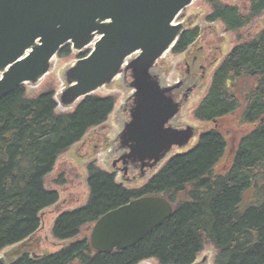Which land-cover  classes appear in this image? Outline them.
<instances>
[{"label": "trees", "instance_id": "1", "mask_svg": "<svg viewBox=\"0 0 264 264\" xmlns=\"http://www.w3.org/2000/svg\"><path fill=\"white\" fill-rule=\"evenodd\" d=\"M204 1L211 6L205 20L218 21L231 32L264 12V0H247L245 12L222 0ZM199 33L198 27L187 28L171 52H184ZM70 53L65 45L57 56ZM113 105V97L92 94L73 111L57 113L52 91L30 96L24 85L0 99V251L15 246L8 264H139L150 259L192 264L204 241L216 250L214 264H264V27L233 46L193 111L204 122L235 114L251 125L239 136L226 170L213 172L226 150V140L214 127L138 188L124 187L91 162L86 203L61 213L52 227L53 238L68 243L47 253L39 214L56 205L59 196L44 187L43 178L63 151L106 120ZM150 195L166 198L173 207L160 226L123 250L101 253L91 247L82 232L85 226L87 230L107 211Z\"/></svg>", "mask_w": 264, "mask_h": 264}, {"label": "water", "instance_id": "2", "mask_svg": "<svg viewBox=\"0 0 264 264\" xmlns=\"http://www.w3.org/2000/svg\"><path fill=\"white\" fill-rule=\"evenodd\" d=\"M192 1L0 0V99L20 85L36 84L63 46L80 52L98 37L91 52L66 69V87L57 102L72 106L129 72L132 93L126 101L131 99V104L116 135L119 154L111 164L121 163L123 174L131 165L143 177L174 146H185L195 135L191 125L178 127L172 122L187 95L177 101L171 92L179 83L162 85L155 73L158 59L186 30L183 22L174 21ZM172 212L162 196L133 199L100 216L89 243L101 253L126 249ZM9 262L0 256V264Z\"/></svg>", "mask_w": 264, "mask_h": 264}, {"label": "rangeland", "instance_id": "3", "mask_svg": "<svg viewBox=\"0 0 264 264\" xmlns=\"http://www.w3.org/2000/svg\"><path fill=\"white\" fill-rule=\"evenodd\" d=\"M222 1L230 5H237L243 12L247 8V0ZM210 11L211 6L204 0H193L191 4L180 11L176 22H183L187 28L198 27L199 36L182 53L175 54L167 51L164 56L158 59L155 67V73L159 75L162 85L172 84L182 77L186 64H190V67L195 70L196 87L191 91L185 103L182 104L175 119L172 120L173 125L178 127L191 125L195 130V135L185 146L181 148L174 147L157 166L146 169L145 175L141 178L138 176L139 172L135 174L134 179H130V175L126 176L122 175V172H116L114 174L116 176L115 181L126 188L134 189L144 185L173 155L185 153L192 149L200 134L212 127L218 129L226 140L225 153L213 168L214 173H221L228 167L227 163L231 159L239 136L250 129L251 125L241 123L235 117V114L227 115L213 122H204L196 120L193 117V111L206 93L213 71L233 46L239 42L249 40L264 27V12L248 26L237 32H231L225 30L222 23L218 21L207 22L205 16ZM86 51H88V48H84L80 53L71 50L70 55L65 57L53 56L48 72L36 84H24L27 94L36 96L43 91H52L57 101L60 92L66 87L64 78L66 69L72 65L79 54L86 53ZM194 56L195 63L191 65ZM199 64H203V66L199 68ZM128 80H130L129 77L124 79L120 74L110 85L103 86L93 93L102 97H113L112 111L102 124L89 128L83 138L63 151L57 157L53 169L43 178L44 187L47 190L56 191L59 196L56 205L46 207L39 214L41 233L39 235L43 236L49 244L47 253L58 251L61 248L60 246L68 243V241L62 242L53 238L52 227L61 213L72 211L86 203L89 191L87 165L93 162L101 170L108 173L115 169L111 165L112 160L119 154L115 138L128 118L127 106L129 103L126 99L131 94ZM125 102H127V105H125ZM74 108L75 105L66 107L57 102L56 112H71ZM247 201L248 199L245 202ZM92 226L93 224L88 225L87 230L85 226L82 232L87 233V236H89ZM14 247H5L0 251V256H4L6 260H11L10 254ZM215 254V248L209 242L204 241L202 249L192 264H214ZM144 262L158 264L151 259Z\"/></svg>", "mask_w": 264, "mask_h": 264}, {"label": "flooded vegetation", "instance_id": "4", "mask_svg": "<svg viewBox=\"0 0 264 264\" xmlns=\"http://www.w3.org/2000/svg\"><path fill=\"white\" fill-rule=\"evenodd\" d=\"M195 63V56L192 58L191 65H194ZM199 68L203 66V64L198 65ZM196 72L193 69V67H190V64H186V69L182 77H180L177 82L179 85L175 87L171 94L173 97L180 99L181 96L183 97L184 95H188V93L191 91L192 88L196 86ZM136 170L129 165L127 169V175L133 176L135 175Z\"/></svg>", "mask_w": 264, "mask_h": 264}]
</instances>
